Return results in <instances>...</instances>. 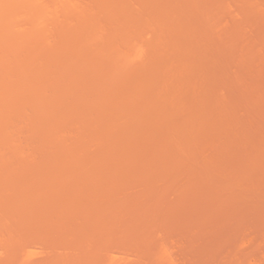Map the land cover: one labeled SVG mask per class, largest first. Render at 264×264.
<instances>
[{
    "label": "rangeland",
    "instance_id": "1",
    "mask_svg": "<svg viewBox=\"0 0 264 264\" xmlns=\"http://www.w3.org/2000/svg\"><path fill=\"white\" fill-rule=\"evenodd\" d=\"M261 2L1 16L0 264H264Z\"/></svg>",
    "mask_w": 264,
    "mask_h": 264
},
{
    "label": "bare ground",
    "instance_id": "2",
    "mask_svg": "<svg viewBox=\"0 0 264 264\" xmlns=\"http://www.w3.org/2000/svg\"><path fill=\"white\" fill-rule=\"evenodd\" d=\"M42 1V2H41ZM0 0V18H2L3 16H4V18L3 19H1V22H2V24L5 26L4 28H3V25H2V28H1V30H2V33H3V31H4V29L5 30H7L8 28H10V27H12V29L10 28V30H12V31H14V32H12V31H8V32H12L13 34H14V36H12V38H15V40H17L16 39V37L18 38V40H20L21 41V39H23L22 37H20V36H24V35H22L21 33H23V31L24 30H29L30 31V33H31V30L33 29L35 32H37L36 30H38V28H39V30L41 31V29H44L45 28V24H47V22H46V18L47 17H49V18H51L53 15H54V13L56 14V12H59L60 10H61V8H63V7H61L62 6V4H65V1H67V0H63V2H62V4H60L59 3V1H61V0H59V1H57V3L55 2L54 3V1L55 0H50L49 1V3H51V5H52V7H54V5H55V9H57V4H59L58 5V7L60 8H58L59 9V11H56L55 12V10L53 9V8H49V7H51L50 6V4L48 3V0L47 1H45V0ZM72 1H74V0H70L69 2L67 1L66 2V4L64 5L65 7L64 8H67V6L69 7V6H71V4H73V3H71ZM252 1H256V0H252ZM258 2H261V0L259 1V0H257ZM46 2V3H45ZM71 3V4H70ZM75 3V2H74ZM262 4L264 3V2H261ZM261 3H258V7H254L255 9H256V11H257V13H258V11H260V13L261 12H263V7H261L260 5H261ZM15 4V6L13 7L12 5H14ZM54 4V5H53ZM68 4V5H67ZM252 6H254V3H250ZM260 4V5H259ZM67 5V6H66ZM76 5V4H75ZM256 5V4H255ZM8 6V7H7ZM10 6H12V8H13V10H14V8H15V10L11 13H7L6 15H2L5 11H6V9L8 8V10H10L11 9V7ZM260 6V7H259ZM10 8V9H9ZM18 8V9H17ZM22 8V10H23V12L20 10ZM258 8V9H257ZM49 9L50 10H52V11H54V13L52 14L51 12H48L49 11ZM57 9V10H58ZM253 9V8H252ZM260 9H263V10H260ZM20 10V11H19ZM10 11H12V10H10ZM19 12V13H18ZM21 12V13H20ZM255 12V11H254ZM47 14H48V16H47ZM49 14H50V16H49ZM253 14H256V12L255 13H253ZM9 15V16H8ZM52 15V16H51ZM2 16V17H1ZM7 16V17H6ZM8 17H9V20H8V22H6L5 20H7L8 19ZM28 18H30V19H28ZM23 19H25V20H27L26 22L27 23H30L28 26L29 27H31V25H32V27L29 29L28 27H27V25H26V23H25V21H22ZM3 20V21H2ZM22 23H21V22ZM5 22V23H4ZM45 22V23H44ZM6 23H7V26H9V27H7L6 28ZM23 24H25L26 25V27L28 28H26V29H24L25 27H23ZM42 25V26H41ZM44 25V26H43ZM41 27H44V28H41ZM163 28V27H162ZM9 30V29H8ZM38 30V31H39ZM1 32V31H0ZM33 32V31H32ZM12 33H10V34H12ZM26 33V32H25ZM160 33H161V30H160ZM24 34V33H23ZM32 34H35L34 32L32 33ZM31 34V35H32ZM93 34V33H92ZM25 35H27L28 36V33H26ZM11 35H9L8 36V39H11V37H10ZM160 36V35H159ZM1 37V36H0ZM21 39H20V38ZM2 38V37H1ZM0 38V39H1ZM48 38H46L45 39V41H44V43H45V46L48 44V42H50L49 40H47ZM2 40H3V42H6V40H7V38H2L1 40H0V46L1 45H3V42H2ZM11 40H14V39H11ZM14 40V44L17 42L18 43V40L17 41H15ZM46 40L48 41V42H46ZM89 41L91 42V41H93V39L92 38H90L89 39ZM10 42V41H9ZM9 42L7 41V43H8V45H9ZM13 42V41H12ZM12 42H10V43H12ZM133 43H131V45L129 46V44L127 45L128 47L126 48L125 47V49L124 50H122V51H124V53H125V51H126V49H127V51H126V53L125 54H123L124 55V57H123V59L121 60V59H119V60H117L116 61V63L117 62H119L120 60H121V62H120V64H118L117 63V65H121V66H124V64H125V62L124 61H131V60H134V59H138V58H141L142 57V53H143V47H142V43L138 40H136V41H132ZM138 42H140V43H138ZM2 43V44H1ZM89 43V42H88ZM13 44V43H12ZM11 44V45H12ZM13 44V45H14ZM19 44V43H18ZM5 45H7V44H5ZM15 47H16V45H14ZM2 48L4 47L5 48V46L3 45V46H1ZM1 47H0V49H1ZM8 47V46H7ZM6 47V48H7ZM9 47H10V45H9ZM8 47V48H9ZM114 47V46H113ZM8 48L6 49V51L8 50ZM116 49V48H115ZM112 50V49H111ZM1 51L3 52V50L1 49ZM0 51V52H1ZM119 51V50H118ZM119 55V54H118ZM120 58V57H119ZM122 58V57H121ZM124 64H123V63Z\"/></svg>",
    "mask_w": 264,
    "mask_h": 264
}]
</instances>
